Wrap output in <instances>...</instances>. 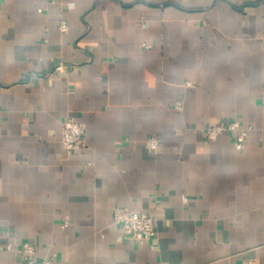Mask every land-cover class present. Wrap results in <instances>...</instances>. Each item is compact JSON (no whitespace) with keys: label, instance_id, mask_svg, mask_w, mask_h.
<instances>
[{"label":"crops","instance_id":"crops-1","mask_svg":"<svg viewBox=\"0 0 264 264\" xmlns=\"http://www.w3.org/2000/svg\"><path fill=\"white\" fill-rule=\"evenodd\" d=\"M234 118L244 149L207 139ZM117 205L156 234L119 239ZM24 241L58 264H264V0H0V264H39Z\"/></svg>","mask_w":264,"mask_h":264},{"label":"built area","instance_id":"built-area-1","mask_svg":"<svg viewBox=\"0 0 264 264\" xmlns=\"http://www.w3.org/2000/svg\"><path fill=\"white\" fill-rule=\"evenodd\" d=\"M59 27L62 31H66L69 28L68 21L63 19ZM189 83L191 84V82ZM182 106V100L175 101V108L181 109ZM252 129V125L245 126L240 119L234 118L208 125L206 127V137L209 141H214L219 135L225 132L234 133V145L236 149L242 150L245 147L247 136ZM61 138L63 145L67 150L81 149L88 145L85 125L73 116H68L64 120ZM159 143V139L156 135H150L146 139V145L153 150L158 149ZM113 220L116 223H119L123 228V233L119 236V239L128 237L136 239L142 243L156 234L155 219L153 215L135 207L126 205L115 206L113 210ZM19 251L26 262L58 264L55 261L54 254L40 256L36 245L30 241H24L21 244Z\"/></svg>","mask_w":264,"mask_h":264},{"label":"trees","instance_id":"trees-1","mask_svg":"<svg viewBox=\"0 0 264 264\" xmlns=\"http://www.w3.org/2000/svg\"><path fill=\"white\" fill-rule=\"evenodd\" d=\"M229 120H231V119H229Z\"/></svg>","mask_w":264,"mask_h":264}]
</instances>
